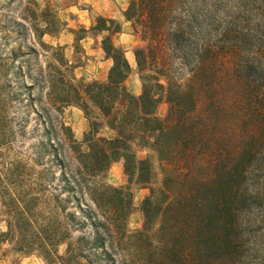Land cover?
<instances>
[{
  "label": "trees",
  "instance_id": "obj_1",
  "mask_svg": "<svg viewBox=\"0 0 264 264\" xmlns=\"http://www.w3.org/2000/svg\"><path fill=\"white\" fill-rule=\"evenodd\" d=\"M229 2L128 0L123 17L141 41L133 67L113 40L116 19L68 28L51 0H20L9 33L31 40L0 63L24 75L42 131L0 175L2 235L17 234L44 264H264V246H250L264 227V0ZM89 30L111 60L102 81L76 77L65 46L43 39L70 32L77 51ZM134 71L139 94L125 83ZM68 106L88 121L80 141L63 120ZM119 159L128 184L100 182ZM131 185L148 190L134 230Z\"/></svg>",
  "mask_w": 264,
  "mask_h": 264
},
{
  "label": "rangeland",
  "instance_id": "obj_2",
  "mask_svg": "<svg viewBox=\"0 0 264 264\" xmlns=\"http://www.w3.org/2000/svg\"><path fill=\"white\" fill-rule=\"evenodd\" d=\"M239 0H230L229 6L234 7ZM59 8V16L67 21L68 28H79L84 26L88 29L94 22L96 16L102 15L111 17L121 23V32L114 34L113 40L116 44L125 49V55L132 66H135L133 48L141 44L139 38L133 34L130 23L126 22L123 17V11L127 7L128 0H51ZM20 0H0V55L5 56L12 46L21 43L23 49L31 40V35L27 32L16 37L11 32L10 19L17 16L20 11ZM214 34V32H213ZM100 34L93 30L87 31L85 37L80 40L79 48L74 51L72 46L73 35L70 32L63 31L59 36H44V40L53 45L60 44L65 46V53L71 61H77V67L74 68V74L85 81L105 80L111 60L106 59L100 48ZM10 64L7 63V65ZM178 68V66H177ZM178 76H186V71L177 69ZM24 76V75H23ZM19 75L15 77L12 69L1 68L0 63V175L3 176V170L9 167L14 161L19 159L22 154L29 155L32 145L38 140L42 131V125L36 122L33 110L27 109L28 91L22 86L24 77ZM26 84L31 79L25 77ZM126 86L134 94L141 91V82L139 75L134 71L126 80ZM25 84V83H24ZM33 96L37 95V90L33 91ZM168 104L162 98L157 107V115L164 117ZM63 120L72 129L74 138L80 141L83 133L88 129V121L83 112L75 106H68L63 111ZM99 135L111 136L108 129H103ZM146 151L140 150L138 156L143 157ZM24 156L23 158H25ZM30 162L26 165L30 166ZM104 184L113 186H126L127 176L123 171V160L119 159L111 164L109 169L99 178ZM133 210L128 218V229L134 230L142 224V213L139 210L141 200L147 194L148 190L141 186L131 185ZM7 196L0 194V259L6 264H20V261L28 257L32 263L39 260L44 264L41 257L34 252L25 253L19 248L22 246V239L17 234L11 237L2 235L7 230L4 201ZM252 245L264 246V227L257 230ZM255 248L254 246H252ZM64 245L59 246V252H62ZM253 262V261H252ZM260 262L259 259L257 263Z\"/></svg>",
  "mask_w": 264,
  "mask_h": 264
},
{
  "label": "crops",
  "instance_id": "obj_3",
  "mask_svg": "<svg viewBox=\"0 0 264 264\" xmlns=\"http://www.w3.org/2000/svg\"><path fill=\"white\" fill-rule=\"evenodd\" d=\"M30 261L31 260L28 257H26L20 261V264H40L38 259L36 261L32 260V263ZM0 264H6L2 258L0 259Z\"/></svg>",
  "mask_w": 264,
  "mask_h": 264
}]
</instances>
